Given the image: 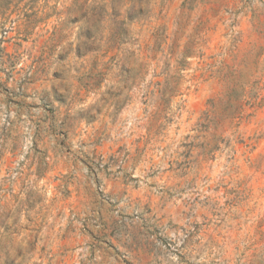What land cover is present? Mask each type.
Listing matches in <instances>:
<instances>
[{
  "label": "rangeland",
  "instance_id": "rangeland-1",
  "mask_svg": "<svg viewBox=\"0 0 264 264\" xmlns=\"http://www.w3.org/2000/svg\"><path fill=\"white\" fill-rule=\"evenodd\" d=\"M0 264H264V0H0Z\"/></svg>",
  "mask_w": 264,
  "mask_h": 264
}]
</instances>
